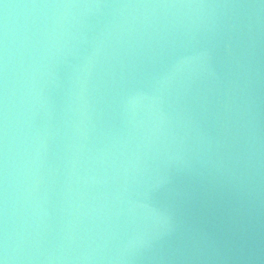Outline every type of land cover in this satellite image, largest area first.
<instances>
[{"label": "water", "instance_id": "95a60500", "mask_svg": "<svg viewBox=\"0 0 264 264\" xmlns=\"http://www.w3.org/2000/svg\"><path fill=\"white\" fill-rule=\"evenodd\" d=\"M0 264H264V0H0Z\"/></svg>", "mask_w": 264, "mask_h": 264}]
</instances>
